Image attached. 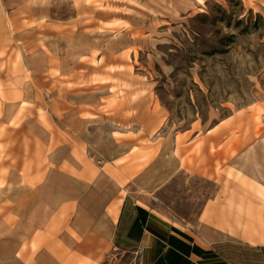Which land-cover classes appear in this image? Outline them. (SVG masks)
I'll use <instances>...</instances> for the list:
<instances>
[{
	"label": "rangeland",
	"instance_id": "374dc122",
	"mask_svg": "<svg viewBox=\"0 0 264 264\" xmlns=\"http://www.w3.org/2000/svg\"><path fill=\"white\" fill-rule=\"evenodd\" d=\"M36 76L50 80L44 94L60 95L61 110L63 101L72 110L102 105L100 117L85 116L140 128L131 134L137 139L132 155L119 163L144 170L162 138H169L171 151L178 133L176 153L185 170L165 185L171 173L165 177L163 167L174 173L177 161L164 166L161 155L130 189L152 212L196 231L205 204L223 186L222 194L236 196L231 205L242 227L264 223V0H0V99L9 89L28 99L5 123L10 127L36 119ZM76 115L55 114L53 121L62 125ZM223 120L209 139L189 144L180 134L204 133ZM5 124L0 120V264H55L47 256L25 258L27 248V257L38 251L30 242L45 230L33 211L52 197L42 190L51 165L26 131L6 132ZM90 159L88 153L79 158ZM68 181L54 184L65 190ZM86 195L81 187L77 197ZM248 237L226 236L220 255L240 262Z\"/></svg>",
	"mask_w": 264,
	"mask_h": 264
},
{
	"label": "crops",
	"instance_id": "0c3cea01",
	"mask_svg": "<svg viewBox=\"0 0 264 264\" xmlns=\"http://www.w3.org/2000/svg\"><path fill=\"white\" fill-rule=\"evenodd\" d=\"M34 84L37 87L32 104L40 108L33 123L30 117L16 127L5 124L15 117L22 102L28 101L23 92L9 89L5 91V98L0 99L3 114V120H0L6 125L4 131H26L30 140L38 143L44 160L51 165L46 170L47 183L42 190L43 196L52 197L50 202L38 203L33 211L40 222L38 226L45 230L30 242L39 247L36 253L31 252V257H27L29 249H26L27 260L36 261L47 256L55 264H236L239 259L235 255L228 253L226 260L219 250L224 247L226 236L240 238L241 234L247 232L250 237L244 245L249 246L247 250L251 248L249 256L252 258L247 264H264V234L260 235L264 232L258 230L262 228L261 223L258 225L251 220V226L242 227L238 223V209L231 205L236 196L231 191L222 194V190H225L223 186L220 187V197L205 204L196 231L183 221L167 219L152 212L132 195L130 189L137 178L150 169L161 155L164 166L166 161L169 164V159L177 161L174 173L163 167L165 177L171 173L165 185L185 170L176 153L178 133L173 136L171 151L165 148L169 138H162L157 154L144 170L137 168L132 161L119 163L132 155L135 148L137 139L132 138L131 134L136 136L140 131L135 123H131L132 129H120L108 119L89 120L85 116L90 113L100 117L98 110L102 105L95 111L81 107L82 104L72 110L63 101L61 110L60 95L47 97V93L44 94V89L50 85L46 76L34 77ZM38 99L41 103L37 102ZM77 110L75 121L62 125L53 121L55 114L74 113ZM223 124L225 120L204 133L190 128L180 134L189 136L191 144L200 137L211 138ZM147 134L152 137L149 131ZM119 135L125 138H119ZM154 139L153 142H158L157 138ZM85 153L91 155V161L79 160ZM95 160L100 165H96ZM60 177L69 180L65 190L60 188L59 183L54 184V180ZM51 187L53 190L47 193L46 189ZM81 187L85 188L87 195L79 199L77 193ZM117 203H120L119 214L115 217L113 209ZM225 203L227 205L222 208L221 205ZM247 250L238 264H246L244 261L250 260L246 257Z\"/></svg>",
	"mask_w": 264,
	"mask_h": 264
},
{
	"label": "bare ground",
	"instance_id": "6f19581e",
	"mask_svg": "<svg viewBox=\"0 0 264 264\" xmlns=\"http://www.w3.org/2000/svg\"><path fill=\"white\" fill-rule=\"evenodd\" d=\"M200 2H202L203 0H199ZM120 203H117L115 206H114V209H113V213H114V216L116 217L119 213H118V211H119V205ZM261 226H262V228H260V230H263V232H264V223H261Z\"/></svg>",
	"mask_w": 264,
	"mask_h": 264
}]
</instances>
